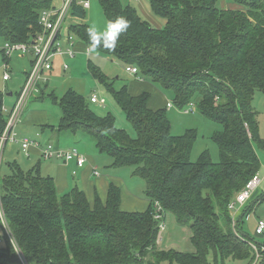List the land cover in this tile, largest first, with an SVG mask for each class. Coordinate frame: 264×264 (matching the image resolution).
Segmentation results:
<instances>
[{
  "label": "trees",
  "instance_id": "trees-1",
  "mask_svg": "<svg viewBox=\"0 0 264 264\" xmlns=\"http://www.w3.org/2000/svg\"><path fill=\"white\" fill-rule=\"evenodd\" d=\"M218 1L150 0L152 9L167 18L166 26L158 28L119 0H100L108 22L122 16L130 26L114 49L95 50L138 66L144 79L175 93L174 106L181 110L199 96L195 112L220 126L212 135L220 159L214 161L205 150L191 161L196 130L175 135L168 117L172 108L152 109L151 94L133 95L127 84L115 89L89 63L136 135L119 127L111 114L92 111L74 89L54 96L62 112L58 129H82L101 153L113 157L112 166H133L145 181L149 207L123 210L122 190L115 184L105 201L97 195L91 202L79 187L59 193L55 177L41 173L43 158L24 170L16 160L7 161V143L0 166L1 203L29 264H230V258L257 262L253 241L242 234L243 228L238 222L235 232L230 228L228 204L261 166L254 98L264 92V0H233L240 7L228 9ZM54 6V0H0V38L28 42L39 29L41 10ZM73 15L84 18L86 9L75 4ZM88 27L76 24L72 32L91 46ZM4 98L0 91V134L6 126ZM73 116L77 119L66 124ZM155 201L190 229L193 251L158 247ZM0 227V264H22L1 219Z\"/></svg>",
  "mask_w": 264,
  "mask_h": 264
},
{
  "label": "rangeland",
  "instance_id": "rangeland-1",
  "mask_svg": "<svg viewBox=\"0 0 264 264\" xmlns=\"http://www.w3.org/2000/svg\"><path fill=\"white\" fill-rule=\"evenodd\" d=\"M64 0H54V4L57 7L62 6ZM90 2V7L86 9V15L82 22L89 25H95L96 28L102 31L106 24L108 23L107 17L104 13L103 7L100 0H88ZM119 2L127 7H133L139 12L144 13L143 17L154 25L162 24L166 26L167 18L163 15L157 14L151 6L150 0H119ZM226 2L234 3L233 0H219L218 4L223 7ZM148 17V19L146 18ZM75 21L78 20L75 18ZM64 33L67 30L64 29ZM5 40L3 37L0 38V49L3 46ZM79 56V55H78ZM76 57L75 61L71 63L72 60H68L70 68L66 71L62 70L60 67H54L51 72H46V77L49 79L44 92L41 93L38 99L36 96L30 100L29 106L25 115L28 113H34L33 117L38 118V121L43 120V122L35 124V122L22 123L18 127V133L21 137H26L29 139L40 140L43 145L55 142L59 143V147L63 149H78L84 151H97L99 155V167H97L101 173L108 172V168L105 167L107 164L102 158L113 159L110 155L101 153L98 148L95 139L91 134L86 133L82 129L75 131L68 129H55L54 127H59L62 120V112L58 104L55 102L54 96L62 97L64 93L69 89H74L77 93L81 94L89 108L96 112L98 115L105 116L111 114L114 116L116 123L122 129H125L131 136H135V130L132 123L127 119L121 106L116 101L113 93L106 88L104 83L98 79L94 73L89 68V63L100 70L108 82L114 84L115 89H120L123 85L127 84L131 80V75L126 71L125 67L128 65L122 62L118 57L114 55H108L101 53L99 51H91L90 56ZM30 57V55H29ZM61 61V60H56ZM3 56L0 52V91L5 92L4 104L10 108L15 100L14 93L19 92L23 87L26 75L25 72L29 68V62L25 58H19V55L15 53L10 61L12 77L9 81H3ZM156 86V85H155ZM158 87V86H157ZM160 88L165 94H167V99L169 102H175V93L171 90ZM8 92H13L12 96H7ZM94 94H97L100 99H104L105 102L92 104L91 98ZM199 96L194 98V103L197 104L199 101ZM255 107L258 111V124H259V141L255 142V147L258 152L260 159V169L257 173L263 182L259 185V190L261 191V196L259 195L258 201L254 202L255 207L250 210L247 216L245 215L244 221L242 223V234L254 243H259L264 245V235H257V220H264V92H257L254 98ZM33 111V112H31ZM168 117L172 125V132L175 135H181L188 129H193L197 131V139L194 143L190 159L191 161H196L201 153L208 150L214 161H219L220 153L218 145L213 141V133L220 128V126L212 121L211 119L204 117L197 110L195 113H185L180 108L168 109ZM71 120H66L67 123L76 120V117H71ZM82 120H85L84 118ZM87 122V121H83ZM65 126V125H64ZM68 126V125H67ZM66 127V126H65ZM55 129V130H54ZM40 148V147H39ZM6 159L8 162H13L16 160L24 170L31 169L37 162V157L32 154L31 158H27L24 153L20 150V145L17 143L9 142L6 148ZM41 173L45 174L47 166L55 159L46 161L41 160ZM104 162V163H103ZM113 164V162H112ZM6 172V169H4ZM112 175H117L123 179L121 182V188L127 189L130 195L139 198H145L146 184L144 179L135 172L134 167H114L110 166L109 169ZM253 203V201H252ZM230 212V210L228 209ZM166 219V230L162 234L161 238L158 237V247L160 249L169 250L176 249L181 251H193L194 247L191 242V231L188 227L176 223L171 224L173 220V215L167 213ZM168 223L170 228H168ZM174 224V225H173ZM230 228L235 232L234 221L232 227ZM169 229V230H168ZM168 231V232H167ZM0 237H3V230L0 227ZM3 239V238H2ZM247 239V240H248ZM248 240V241H249ZM255 249V248H254ZM258 252L254 251L255 264H264V249L262 247L257 249ZM258 253L262 255V259L258 258ZM258 258V259H257ZM230 264H248V261H234L232 258L227 260ZM228 264V263H227Z\"/></svg>",
  "mask_w": 264,
  "mask_h": 264
},
{
  "label": "built area",
  "instance_id": "built-area-1",
  "mask_svg": "<svg viewBox=\"0 0 264 264\" xmlns=\"http://www.w3.org/2000/svg\"><path fill=\"white\" fill-rule=\"evenodd\" d=\"M78 4L84 9L90 7L88 0H79L75 3V0H64L62 6H54L52 8H46L41 10L39 14L38 25L39 29L31 37L28 42H11L5 41L0 51L3 56V81H9L12 77L10 61L15 53L21 58H29L32 62L30 69L26 70V80L19 92L15 96V100L10 108L3 104L2 110L6 118V126L3 132L0 134V166L4 159V152L7 143H17L20 145V150L27 158H30L33 154V148H39L40 156L44 160H60L62 162L75 161L79 168L85 167L88 162L86 155L81 153L78 149H63L56 146L54 143H48L43 145L37 139H29L26 137H20L18 133V127L24 121L25 112L29 106L30 100L36 95H40L42 87H44L49 79L46 77V72H51L56 66L57 61L61 60L60 67L66 71L70 68L68 60L75 59L78 55H91L92 47L83 43V41L76 38L72 32V28L75 25L72 19L74 5ZM64 29L67 33H64ZM126 71L136 77L141 76L140 69L135 65H127ZM8 91V90H6ZM5 91V92H6ZM13 93V92H12ZM91 102L94 104L104 103V99H100L97 94H94L91 98ZM168 108H173L174 103L168 102ZM196 105L191 103L189 106L183 109L185 113H194ZM1 173V172H0ZM94 174L101 176V171L95 167ZM262 182V178L258 174L251 176L244 186L238 191L233 199L228 204V209L233 212L238 206H244L248 204L255 190ZM154 217L160 221L159 239L166 230V218L167 215L163 206L159 201H155L154 205ZM0 219L5 227L7 235L13 243L15 250L20 257L22 264H29L23 251L21 250L15 236L6 219V215L1 203V191H0ZM234 226L236 221L234 220ZM257 235H264V220H257ZM158 239V240H159ZM2 237H0V243ZM253 248L258 252V245L252 242ZM264 249V246L262 247ZM260 254L258 253V258Z\"/></svg>",
  "mask_w": 264,
  "mask_h": 264
},
{
  "label": "crops",
  "instance_id": "crops-1",
  "mask_svg": "<svg viewBox=\"0 0 264 264\" xmlns=\"http://www.w3.org/2000/svg\"><path fill=\"white\" fill-rule=\"evenodd\" d=\"M239 7L240 6L237 4L226 2L222 8L228 9V8H239ZM139 13L143 17L144 13L142 11H140ZM75 18L78 20V22L75 21ZM146 18L148 19V17H146ZM83 19L84 18L74 17L72 19V22L75 25L76 24H85L84 22H82ZM149 20L150 19H148V21ZM152 25L156 26L158 28L163 27L162 24L154 25L152 23ZM82 56H84V54L79 55L78 57H82ZM30 58L31 57L25 58V59H27L28 62H30ZM75 59L72 60L71 63H73L75 61ZM29 65H30V63H29ZM59 66H60V62L57 61L55 69H56V67H59ZM131 77H132L131 80L128 81V83H127L128 87H129V91L131 92V94L139 95L142 92L147 91L151 94L149 106L152 109H158V108L166 107L167 102H169L167 99V94H165L160 88L155 86L151 81L144 79V77L142 75L139 77L131 75ZM10 93L11 92H9L7 94V96L13 95V94L10 95ZM37 97L38 96H36V98ZM31 112H33V111H31ZM33 114L34 113H31V114L28 113L27 116L24 115L23 123L25 124L26 122H35V124H37V123L43 122V120L38 121L39 117L35 118V117H33ZM54 128L58 129V127H54ZM20 137H21V135H20ZM52 143H54L56 146H59V143H55V142H52ZM81 151L88 158V162L85 165V167L79 168L75 161L66 162V163L62 162L60 160H57L54 162L51 161V163L46 168L45 174H49V175H52L55 177V182H56L57 190L59 193H64L65 191H68L73 187H79L85 191L88 199L91 202H93L95 200L97 195H99L100 198L103 201H105L108 197L110 185L115 184L116 186L121 188L120 184H122L121 182H123V179L117 175H112V173L109 172L110 171L109 169H110V166L112 165L113 159L109 160L108 158H105V159L102 158L105 161V163L107 164V166L105 168L106 169L108 168V172H103L101 174V176H96L94 174V168L99 167V162H98L99 155H98L97 151H94V152L93 151H84V150H81ZM33 155L38 156L37 162L40 159H42L40 156L39 148H33ZM99 169H100V167H99ZM262 182H263V179H262ZM121 190H122L121 208L123 210H126V211H145L149 207L150 202H149V199L147 197H145V198L134 197L133 195L129 194L127 189L121 188ZM259 195L261 196L262 194H261V191L259 190V187H258L255 190V192L253 193L248 204H246L244 206H241V205L238 206L237 209L234 210L233 212L230 211V214L233 218V221L235 220L236 223L238 222V227L239 226L242 227L241 218H245V215L247 216L249 211L253 210L254 207L256 206L254 202L258 201ZM252 201H253V203H252ZM173 217H174V215H173ZM170 222H171V224L172 223L175 224L176 218L174 217L173 220H171ZM168 228L171 229L169 223H168ZM263 246L264 245H261V247H263Z\"/></svg>",
  "mask_w": 264,
  "mask_h": 264
},
{
  "label": "clouds",
  "instance_id": "clouds-1",
  "mask_svg": "<svg viewBox=\"0 0 264 264\" xmlns=\"http://www.w3.org/2000/svg\"><path fill=\"white\" fill-rule=\"evenodd\" d=\"M129 26L127 19L122 16L109 20L102 31L98 30L95 25H89L87 35L93 50L99 47L106 50L114 49L121 33L125 32Z\"/></svg>",
  "mask_w": 264,
  "mask_h": 264
},
{
  "label": "water",
  "instance_id": "water-1",
  "mask_svg": "<svg viewBox=\"0 0 264 264\" xmlns=\"http://www.w3.org/2000/svg\"><path fill=\"white\" fill-rule=\"evenodd\" d=\"M13 93L11 92L10 95H12Z\"/></svg>",
  "mask_w": 264,
  "mask_h": 264
}]
</instances>
